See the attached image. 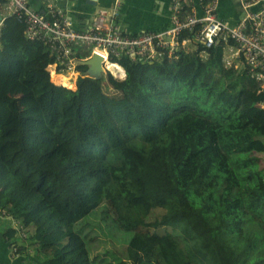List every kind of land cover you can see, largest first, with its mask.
<instances>
[{"label": "trees", "instance_id": "obj_1", "mask_svg": "<svg viewBox=\"0 0 264 264\" xmlns=\"http://www.w3.org/2000/svg\"><path fill=\"white\" fill-rule=\"evenodd\" d=\"M183 8L189 11L187 3ZM24 29L13 16L0 27V208L28 233L17 239L9 234L17 255L25 257L20 264H96L81 225L101 206L124 240L122 264H239L240 250L225 236L223 208L209 219L180 184L184 166L203 178L206 160L193 158L202 136L197 131L188 139L193 125L168 120L161 142L141 117L149 93L140 83L150 72L169 77L175 62L205 64L224 77L234 104L248 114L264 99L248 69L224 67L218 44L207 60L193 53L144 67L128 56L114 58L126 79L108 74L103 83L102 77L86 76L75 89L53 77L48 48L28 40ZM13 91L24 95L25 108ZM260 109L256 124L239 133L246 140L264 137ZM136 130L148 140L145 150L131 141ZM255 161L254 155L246 158L252 168L241 189L251 206L264 205V170L253 171Z\"/></svg>", "mask_w": 264, "mask_h": 264}, {"label": "rangeland", "instance_id": "obj_2", "mask_svg": "<svg viewBox=\"0 0 264 264\" xmlns=\"http://www.w3.org/2000/svg\"><path fill=\"white\" fill-rule=\"evenodd\" d=\"M243 65L239 62L240 68ZM169 69V77L150 72L141 81L143 90L149 93L141 117L152 125L161 142L166 140L164 127L168 120H183L186 125L194 126L187 130V137L191 139L198 131L202 149L193 158H204L206 165L200 179H196L197 172L191 165L181 167V186L186 188L192 204L202 206L209 219L215 218L219 206L223 208L228 219L225 236L240 250L239 264H264V205L251 206L241 191L252 168L246 158L256 157L253 171L264 170V137L246 140L239 134L256 124L261 106L253 103L251 112L244 113L234 104L224 77L205 64L191 68L183 60L172 63ZM81 71L84 76L85 70ZM107 75L103 74V83ZM69 80L72 83L67 85L75 88L77 79ZM10 94L22 108L26 107L22 93ZM131 141L143 150L148 147V140L140 130L131 134ZM106 214L108 211L101 206L81 226L93 244L96 264H122L119 258L126 257L124 240L117 235L113 221ZM149 217L153 219L155 215Z\"/></svg>", "mask_w": 264, "mask_h": 264}, {"label": "built area", "instance_id": "obj_3", "mask_svg": "<svg viewBox=\"0 0 264 264\" xmlns=\"http://www.w3.org/2000/svg\"><path fill=\"white\" fill-rule=\"evenodd\" d=\"M241 1L243 16L236 24L218 17V0H176L172 8L173 27L139 33L126 32L118 23L119 2L112 9H98L84 27L76 25L54 0H43L44 13L34 10L29 0H2L0 8L5 17L13 16L24 24L28 40L48 48L56 73L73 70L82 76L79 61L91 58L94 53L103 57L104 65L107 60L122 56L148 65L193 53L207 60L208 50L223 44L224 67L240 70L239 62L244 64L242 68L248 69L258 82V93L264 94V7L256 8L264 0ZM185 3L189 11L182 14ZM50 63L47 70L51 76ZM259 105L264 108V99ZM0 224L8 226L3 237L10 252L17 255L19 246L10 242L14 237L9 234L13 231L16 239L27 238L24 225L4 208H0Z\"/></svg>", "mask_w": 264, "mask_h": 264}, {"label": "crops", "instance_id": "obj_4", "mask_svg": "<svg viewBox=\"0 0 264 264\" xmlns=\"http://www.w3.org/2000/svg\"><path fill=\"white\" fill-rule=\"evenodd\" d=\"M31 7L41 13L46 12L43 0H29ZM176 0H54L57 7L61 8L73 22L84 27L87 19H91L98 9H112L115 3H120L118 23L122 29L129 33H139L143 31H162L173 27L172 8ZM264 7V1L260 2L256 8ZM181 13L185 11L181 10ZM241 0H218L217 15L230 24L238 23L243 16ZM3 14V13H2ZM4 15V14H3ZM2 15V17H3ZM5 16V15H4ZM4 18V17H3ZM2 24L0 25V27ZM54 77H62L67 84H71L70 78L78 79L77 73L60 75L55 72L54 66H50ZM70 77V78H69ZM74 80V79H73ZM0 264H20L25 257L13 255L7 245L3 235L8 226L0 224ZM7 257L10 260L7 263Z\"/></svg>", "mask_w": 264, "mask_h": 264}, {"label": "water", "instance_id": "obj_5", "mask_svg": "<svg viewBox=\"0 0 264 264\" xmlns=\"http://www.w3.org/2000/svg\"><path fill=\"white\" fill-rule=\"evenodd\" d=\"M95 1V0H92ZM3 23V17L0 9V25ZM79 63L83 66H86L85 76L100 79L103 77L104 68H103V57L94 53V55L87 60H80ZM78 84V83H77ZM77 88V85H76Z\"/></svg>", "mask_w": 264, "mask_h": 264}, {"label": "bare ground", "instance_id": "obj_6", "mask_svg": "<svg viewBox=\"0 0 264 264\" xmlns=\"http://www.w3.org/2000/svg\"><path fill=\"white\" fill-rule=\"evenodd\" d=\"M52 66H54V64L52 63ZM105 67L116 77V78H123L125 76L123 69L121 68V66L117 63H112L110 61H106L105 62ZM71 73H77V75H79L78 71H64L62 73H58L60 75L63 74H71ZM57 78V77H56Z\"/></svg>", "mask_w": 264, "mask_h": 264}, {"label": "clouds", "instance_id": "obj_7", "mask_svg": "<svg viewBox=\"0 0 264 264\" xmlns=\"http://www.w3.org/2000/svg\"><path fill=\"white\" fill-rule=\"evenodd\" d=\"M2 0H0V2H1ZM1 9V8H0ZM1 13H2V11H1ZM3 15V14H2ZM3 20L6 18L4 15H3ZM3 24V23H2ZM219 45H222L223 46V44H219ZM214 47V46H213ZM223 49V57H222V62L224 63V61H223V58H224V47L222 48ZM204 60V59H203ZM110 62H113V59L110 61ZM113 63H118V62H113ZM154 63V62H153ZM153 63H151V64H153ZM151 64H148V65H145L144 67H146V66H149V65H151ZM120 66H121V68H124L121 64H119ZM224 65V64H223ZM80 66H83V65H81L80 64ZM85 68H86V66H84ZM103 68H104V73L103 74H110V75H112V77H114L115 79H117V80H124V79H126V77H127V72H126V70H125V72H124V74H125V76L123 77V78H116L106 67H105V65L103 64ZM125 69V68H124ZM78 70L80 71V72H82L80 69H79V67H78ZM240 70H242V68H240ZM48 71V70H47ZM49 73V72H48ZM50 75V74H49ZM51 77V76H50ZM81 77H86L85 76V71H84V76H80L79 78H78V81H79V79L81 78ZM78 81H77V83H78ZM55 84V83H54ZM55 85H57V84H55ZM78 85V84H77ZM59 86H63V85H59ZM67 88V87H66ZM76 89V88H75ZM75 89H72V90H75Z\"/></svg>", "mask_w": 264, "mask_h": 264}]
</instances>
